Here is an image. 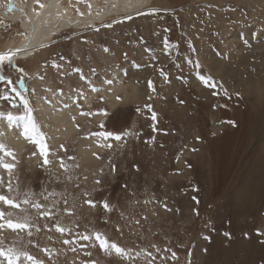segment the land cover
Wrapping results in <instances>:
<instances>
[{
    "label": "rangeland",
    "instance_id": "374dc122",
    "mask_svg": "<svg viewBox=\"0 0 264 264\" xmlns=\"http://www.w3.org/2000/svg\"><path fill=\"white\" fill-rule=\"evenodd\" d=\"M22 2L0 0V52L20 49L0 65L17 90L0 81V194L29 204L0 211L30 227L0 229V248L32 257L16 264H264V0ZM60 107L77 111L66 137L45 114Z\"/></svg>",
    "mask_w": 264,
    "mask_h": 264
},
{
    "label": "snow or ice",
    "instance_id": "6c2138e0",
    "mask_svg": "<svg viewBox=\"0 0 264 264\" xmlns=\"http://www.w3.org/2000/svg\"><path fill=\"white\" fill-rule=\"evenodd\" d=\"M36 3H39V0H36ZM11 7H12V5H9V8H11ZM40 7H44V5L41 4ZM152 11H155V9H152ZM16 51H20V49L9 50L7 52H0V65H2L5 61H7L8 64H13V57H14ZM200 79L202 81H204L205 83H207L208 79H210V78H205V77L201 76ZM0 81H5L9 86H11L13 92L17 91L16 88L13 86V81L9 77H6V76L0 74ZM149 87L150 88L152 87L151 82H149ZM17 95H19V92H17ZM21 99H23V98L21 97ZM24 104H25V107H27V101H24ZM146 107L150 108L151 106L146 105ZM153 119H155V113H153ZM37 131H38L37 126L34 123V121L32 120L31 115L29 114L28 122L24 125V135L28 136L30 133L36 134ZM102 135L111 136L112 133H103ZM116 139H120V136L117 135ZM40 147H41V152L43 154L44 146L40 145ZM3 148H4V146L0 145V149H3ZM6 154H11V153L7 152ZM3 167L11 169L13 166L10 164H5V165H3ZM61 167H64V165L62 164ZM9 191H11L10 185H9ZM0 201H2L5 205L11 206L12 208H19L20 203H23L25 205L29 204V200L27 198H25L23 201L18 203L16 200L10 199L3 194H0ZM87 203L92 204V201H87ZM32 206L36 207V208L41 207L39 204H33ZM104 207L107 208L108 205L105 203ZM42 214H45V213H42ZM7 215H8V217H11L12 213L9 212ZM4 227H7V228L12 229V230L26 229V228L30 227V224L28 223L27 217H25L22 221H20V220L14 221L10 218L5 219V213L3 211H0V229H2ZM56 228H57V231H60V232L65 231V229L60 227L59 225H56ZM95 236H96V239L99 241L100 246L102 248L111 247L117 253L123 252V250L121 248H119L116 244H114V243L109 244V242L100 233H96ZM84 239H87V237H84ZM0 256H5L7 258L8 264H16L19 256H25L29 260L32 259V257L29 256L26 252H19V251H16L15 249H12V248H9L7 251L0 248ZM173 256H175V253H173Z\"/></svg>",
    "mask_w": 264,
    "mask_h": 264
},
{
    "label": "bare ground",
    "instance_id": "6f19581e",
    "mask_svg": "<svg viewBox=\"0 0 264 264\" xmlns=\"http://www.w3.org/2000/svg\"><path fill=\"white\" fill-rule=\"evenodd\" d=\"M91 0H89L90 2ZM95 1L96 2V7H99L100 8L98 10H95L93 8V12H96L100 10H103V7L105 10H108V6H111L112 8H117V9H129L133 6H135L136 4V0H130L131 4H129V6L125 5V2H123V0H92V2ZM11 2V5L13 7V10H15L16 12L17 11H22L18 8L17 4H22V5H25L22 0H10ZM88 2V3H89ZM129 2V3H130ZM79 3V2H77ZM108 4L107 5H104V4ZM28 4V3H27ZM26 4V5H27ZM80 4V3H79ZM82 5V4H81ZM91 5V4H90ZM98 5V6H97ZM88 6V5H87ZM26 7V6H25ZM36 7V6H35ZM82 7V6H80ZM85 8V6H83ZM94 7V6H93ZM95 7V8H96ZM28 8V7H27ZM102 8V9H101ZM110 8V7H109ZM87 9V7H86ZM92 10V9H91ZM88 12H85L83 14H91V11L90 10H87ZM122 11V10H121ZM64 12V11H63ZM92 12V14H93ZM100 12H97L98 14ZM10 13V12H9ZM23 14V13H22ZM24 15V14H23ZM66 16V15H65ZM91 16V15H90ZM88 16V17H90ZM27 17V16H26ZM18 18V17H17ZM31 47L29 48L28 51H25V54L28 53L30 51ZM134 88V87H133ZM119 89H117V87H115V90H112L111 92H104L103 95L104 97L106 98V100H109V109H113L114 107H116L119 103H122L123 101H125L127 98L125 97L122 101L119 99H116L115 98V93L118 91ZM135 92V91H134ZM89 99V98H88ZM131 100V99H130ZM88 103V102H87ZM87 105V104H86ZM90 105V103H89ZM45 107V106H42V108ZM74 109H71L70 107L69 108H63V107H60V111L56 110V109H53L54 111H51V110H48L46 109L45 110V114L48 115V119L51 121V123L54 125L52 127L53 131L55 132H59L62 136L66 137L68 135V133H71L73 130H74V125H73V118H72V113H76V109L75 107H72ZM105 115H102V114H98L96 116V119H100V118H104ZM5 128V127H4ZM17 133V132H16ZM18 134V133H17ZM16 134V136H12L10 137L9 134H7L6 137L9 138V142H13L14 145H15V148L18 150H20V148H22L23 146V142H24V138H20V136H18ZM95 146L92 144L88 149H81L80 147L78 148L77 152L79 154V157L81 158L82 162L83 163H87V162H90L92 161L91 159H93V153H94V150H95ZM97 151V150H96ZM8 176V175H7Z\"/></svg>",
    "mask_w": 264,
    "mask_h": 264
}]
</instances>
